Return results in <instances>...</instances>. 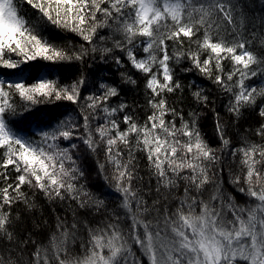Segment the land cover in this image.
Listing matches in <instances>:
<instances>
[{
    "label": "snow or ice",
    "instance_id": "snow-or-ice-1",
    "mask_svg": "<svg viewBox=\"0 0 264 264\" xmlns=\"http://www.w3.org/2000/svg\"><path fill=\"white\" fill-rule=\"evenodd\" d=\"M24 5L34 10L31 16L37 21L75 33L85 44L53 43L41 34ZM236 10L233 0H0V69H20L38 60L72 63L97 52L103 58L118 49L126 53L132 68L145 77V93L150 92L148 106L152 109L143 124L125 113V127L121 128L116 113L123 112L127 105L108 104L110 97L118 95L115 87L101 83L102 94L83 97L81 103L82 77L71 84L47 77L30 84L23 79H0V180L6 182L0 187V237L13 240L8 227L11 212L5 206L11 209L17 202L33 206L23 191L25 185L48 199L63 200L67 194L81 207H103V200L75 183L83 175L71 154L78 145L61 148L60 138L81 140L93 153L104 145L105 163L99 168L104 173L106 166L111 167L112 175H105V179L122 197L119 207L131 220L127 228L111 220L90 227L79 256L68 253L65 245L70 233L58 224L60 235L51 237V254L48 248L37 246L28 264H143L141 257L146 258L147 264H264V143L245 141L232 151L234 158L239 154L241 166V175L233 183L245 185L238 190L251 203L241 205L231 196L225 198L218 186L204 199L205 185L213 182L209 165L219 162L216 152L223 151L230 141L225 138L219 119L216 131L221 149L211 148L203 139L197 127V113H190V120L180 116L177 125L175 118L179 113L168 105L165 95L183 87L174 79L170 61L179 64L186 58L191 68L182 71L198 70L231 93L229 112L239 116L242 107L255 105L258 97H264V85L257 88L245 83L264 74V59L247 46L251 41L241 31L242 16L237 23ZM101 29H108L109 35H99ZM109 40L112 47L104 46ZM167 41L173 43L171 53ZM260 44L264 45V37ZM140 48L145 55L138 58L135 52ZM225 60L231 62L229 72H225ZM115 61L122 66L120 58ZM121 75L126 83L136 84L128 73ZM192 95L197 102L207 100L202 89ZM57 101L71 102L80 108L81 135H75L81 126L73 123L71 116L52 130L43 131L36 142L18 136L9 126L6 117L17 115L18 107L30 111L31 106ZM97 112L104 114V122L93 129L90 120L98 119ZM259 114L264 117V107ZM169 115L173 119H166ZM256 134L264 137V124ZM120 145L127 150V158ZM135 152L146 155L158 197L165 201L177 199L174 208L166 204L162 209L157 207L161 204L159 198L148 207L140 190L133 186L137 178ZM11 172L16 173L14 178ZM13 179L14 183L9 182ZM180 181L184 182L183 196L173 197ZM152 212L155 215L146 218ZM133 245L141 256L133 251ZM0 264L18 262L0 254Z\"/></svg>",
    "mask_w": 264,
    "mask_h": 264
},
{
    "label": "trees",
    "instance_id": "trees-1",
    "mask_svg": "<svg viewBox=\"0 0 264 264\" xmlns=\"http://www.w3.org/2000/svg\"><path fill=\"white\" fill-rule=\"evenodd\" d=\"M233 3L237 5V10L234 13L237 23L239 24V19L242 16L244 26L241 31L244 37L251 41L247 46L258 57L264 59V45L260 44L261 38L264 37V0H233ZM23 7L29 16L34 12L27 5ZM31 19L41 34L55 44L73 46L85 44L75 33L58 30L46 22H39L35 16H31ZM99 35L108 36L109 30L101 29ZM97 44L100 45L98 37ZM167 44L169 45V53H171L173 43L167 41ZM104 46L112 47V41H107ZM187 46V41H185V47ZM135 54L138 58L145 55L142 48L136 50ZM117 57L120 58L122 66L117 65L115 61ZM170 63L174 69V79L183 86L182 90L177 89L174 93L165 94L168 105L175 108L179 113L175 118L176 124L179 125L180 116H183L185 120H190V113H197V127L203 139L211 148L221 149L223 146L216 131L217 120L219 119L224 130V136L230 141L223 151L216 152V155L220 157L219 162L209 165V175L213 182L205 185L203 198L207 199L214 188L218 186L225 198L231 196L237 204L241 205L251 203L249 198L238 190V187L245 185L241 183L237 186L233 183V179L237 175H241V166L239 154L234 158L232 151L241 147L245 141L264 143V137L256 134L257 129L264 124V117L259 114L260 109L264 107V97H258L255 105L242 107L240 115L237 116L228 111L229 102L233 99L231 93L222 90L212 80L201 75L198 70L182 71V69L191 68V62L186 58L179 64L174 61H170ZM223 64L225 72L232 70L229 60H225ZM252 67L257 66L253 65ZM122 73H128L132 76L136 80V84L126 83L122 78ZM41 76L57 79L61 84H71L82 77L84 84L80 88L81 103H84L83 97L102 94L101 83L117 88L118 95L110 97L108 104L110 107H117L121 103L127 105L123 112L116 113L115 118L119 120L121 128L125 127L122 119L125 113L132 115L134 119L143 124L152 112L148 106L150 92L148 95L145 93V77L132 68L126 53L118 49H114L112 53L103 58L97 52L89 53L83 61L72 63L51 64L38 60L22 65L20 69H0V78L9 81L23 79L25 83L30 84ZM224 79L226 80V76ZM236 79L237 77H234L233 81ZM245 83L259 88L264 85V74L247 80ZM200 89H202V95L207 97L204 102H197L192 95L194 91ZM235 90L238 91V89ZM14 99L18 105L21 103L18 96ZM69 116L73 118V123L81 126L76 133L82 134L83 115L81 110L67 101L34 105L31 106L30 111H23L21 107H18L17 115L6 118L9 126L18 136L36 142L41 139L40 134L43 131L52 130L60 121L66 120ZM97 116L98 119L90 120L93 129L104 122L102 112H97ZM166 119L171 120L173 118L169 115ZM60 139L63 140V138ZM63 141L65 147H70V144H66L69 141ZM58 143L63 148L59 141ZM72 143L75 142L72 141ZM75 144L78 145V148L74 150L78 151L81 156L79 164L83 173L82 179L78 178L75 183L78 187L82 185L94 198L103 200V207L99 209L94 205L81 207L76 200L71 199L67 194L63 200L59 198L48 199L39 190L29 188L27 185L23 186V191L33 206L29 208L23 202L14 203L11 209L5 206V210L11 212V224L8 227L13 233L12 241H9L7 237H0V254L5 259L11 257L18 264H28L37 246L48 248L51 254V237L53 234L60 235V230L57 228L58 224L65 226L70 233L65 246L72 256L82 254V244L87 242L90 227H97L109 220L118 222L124 228L131 224V220L127 218L125 211L119 207L122 197L105 179V175L111 177V167L106 166L104 173L99 168V164L105 163L104 145H101L93 153L88 150L83 142H76ZM120 148L127 158V150L124 149L123 145H120ZM134 155L136 157L137 178L133 180V186L140 190L139 194L143 196L148 207L151 208L153 200L159 198L161 204L157 207L162 209L166 204L169 208H174L178 202L177 199L170 198L165 201L163 197H158L156 179L151 176L146 155L143 152H135ZM10 175L14 178L16 173L11 172ZM9 182L14 183L15 181L13 179ZM5 183V181L0 180V187H4ZM179 185V188L173 190V197L183 196L184 182L180 181ZM82 199L85 198L82 197ZM216 203L219 204V201ZM154 215L155 212H152L146 218L151 219ZM116 217L120 219L117 221ZM74 223L77 225L76 228L72 227ZM133 251L137 256H141L140 250L135 245H133ZM141 259L143 264H147L146 258L141 257Z\"/></svg>",
    "mask_w": 264,
    "mask_h": 264
},
{
    "label": "rangeland",
    "instance_id": "rangeland-1",
    "mask_svg": "<svg viewBox=\"0 0 264 264\" xmlns=\"http://www.w3.org/2000/svg\"><path fill=\"white\" fill-rule=\"evenodd\" d=\"M80 134H81V133L78 132V133H76L75 135H80ZM72 141H74L75 143H76V142H82L81 140H78V139H75V138H74V140L69 141V143L66 142V144H67V145L72 144ZM59 142H60L61 146H62L63 148H65L64 141L60 139ZM62 142H63V143H62ZM49 143H51V141H49ZM71 154H72V156H73V159L76 160V162H77V166H78L79 168H81V167H80V164H79V160H80L81 156L78 154V151L72 149V150H71ZM81 172H82V171H81ZM82 177H83L82 175L79 176L80 179H82ZM121 199H122V198H121Z\"/></svg>",
    "mask_w": 264,
    "mask_h": 264
}]
</instances>
